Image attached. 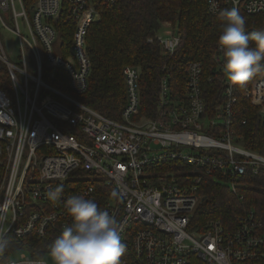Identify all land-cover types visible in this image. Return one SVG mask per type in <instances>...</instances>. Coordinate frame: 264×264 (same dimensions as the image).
Here are the masks:
<instances>
[{
  "label": "built area",
  "instance_id": "obj_1",
  "mask_svg": "<svg viewBox=\"0 0 264 264\" xmlns=\"http://www.w3.org/2000/svg\"><path fill=\"white\" fill-rule=\"evenodd\" d=\"M206 5L212 13L232 7L242 16L264 11V0H206ZM96 6L95 0H0V33L11 31L18 46L12 60L0 37L2 75L10 88L0 85V208H7L0 245L9 231L18 238L60 235L70 222L64 202L81 195L119 222L123 264H264V228L252 213L241 216L233 230L219 220L202 231L189 228L204 177H226L236 192L240 175L264 166L257 159L263 154L234 142L228 117L219 137L202 130L207 125L199 61L186 68V105H170L168 79L160 78L154 117L140 115L139 69L133 65L122 68L126 96L118 119L76 97L88 86L85 32L99 16ZM62 7L74 24L69 57L56 49L53 23ZM164 34L156 38L172 54L179 35L172 29ZM44 67L50 75L63 70L69 92L48 83ZM245 92L264 112V73ZM228 105L229 100L227 116ZM208 119L214 128L216 117ZM60 185L61 201L50 202L46 193ZM13 251L18 257L1 254L0 264L33 259L49 264L21 247Z\"/></svg>",
  "mask_w": 264,
  "mask_h": 264
},
{
  "label": "trees",
  "instance_id": "obj_2",
  "mask_svg": "<svg viewBox=\"0 0 264 264\" xmlns=\"http://www.w3.org/2000/svg\"><path fill=\"white\" fill-rule=\"evenodd\" d=\"M95 2L100 13L88 24L85 32V48L90 61L88 86L83 93L76 94L78 99L107 117L118 119L126 96L122 68L129 64L139 69L140 115L154 117L160 78L165 76L168 79L170 105H186V68L190 62L199 61L202 66L203 119L207 125L202 130L219 137L217 133L223 132L222 121L228 117V128L234 133V142L264 155V112H261V105L251 103L245 92L264 71L242 88L232 87L231 95H226L227 79L222 71L224 57L217 45L224 24L218 13L207 9L206 0ZM243 15L248 33L264 27V11ZM163 22H169L173 32L179 35L172 54L167 53L156 38L167 29ZM53 25L57 32L56 49L69 57L74 24L67 19L64 7ZM43 71L48 83L69 92L63 70L55 69L52 75L46 67ZM2 74H6V70L0 62V85L10 91L6 75ZM228 100L227 116L225 103ZM211 117H216V123L212 124L216 125L214 128L207 123ZM1 169L0 164V173ZM224 180L204 177L198 190L202 199L193 212L189 228L202 231L210 221L219 220L225 229L233 230L240 223V217L248 213H252L264 228V166H260L256 173L248 169L240 175L236 192ZM58 237L55 231L48 239H36L34 236L18 238L9 231L0 245L6 247L2 255L9 257L14 247L34 254L40 252L39 244L49 251Z\"/></svg>",
  "mask_w": 264,
  "mask_h": 264
},
{
  "label": "clouds",
  "instance_id": "obj_3",
  "mask_svg": "<svg viewBox=\"0 0 264 264\" xmlns=\"http://www.w3.org/2000/svg\"><path fill=\"white\" fill-rule=\"evenodd\" d=\"M218 17L224 24L217 41L224 57L222 71L230 87L242 88L264 71V31L248 33L245 18L235 7L221 9ZM257 159L264 164V157ZM63 191L62 185L57 186L48 190L46 198L60 202ZM63 206L70 222L50 245L52 264H123L126 245L121 241V226L109 211L81 195L68 197ZM6 212L7 208H0V224L6 221ZM5 251L0 246V254ZM27 264L40 262L33 259Z\"/></svg>",
  "mask_w": 264,
  "mask_h": 264
},
{
  "label": "rangeland",
  "instance_id": "obj_4",
  "mask_svg": "<svg viewBox=\"0 0 264 264\" xmlns=\"http://www.w3.org/2000/svg\"><path fill=\"white\" fill-rule=\"evenodd\" d=\"M163 25L167 29H172L169 22H163ZM257 30L264 31V27L259 28ZM161 34H163L164 37L166 36L162 32H161ZM0 37H1V40H2V42L4 44L5 51L8 54V56L12 60L16 59V54H17L18 46H17V40H16L15 35L13 33H11V31H9L7 29H3L2 32L0 33ZM34 256L36 258L45 260L49 264H52V261L49 258V253L48 252H36V253H34ZM9 257L10 258H13V259H16L18 257V251L11 252L10 255H9Z\"/></svg>",
  "mask_w": 264,
  "mask_h": 264
},
{
  "label": "bare ground",
  "instance_id": "obj_5",
  "mask_svg": "<svg viewBox=\"0 0 264 264\" xmlns=\"http://www.w3.org/2000/svg\"><path fill=\"white\" fill-rule=\"evenodd\" d=\"M128 65H129V64H128ZM124 66H125V65H124ZM124 66H123V67H124ZM125 95H126V92H125ZM123 105H124V104H123ZM121 109H122V108H121Z\"/></svg>",
  "mask_w": 264,
  "mask_h": 264
}]
</instances>
